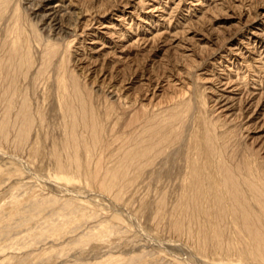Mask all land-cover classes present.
Returning a JSON list of instances; mask_svg holds the SVG:
<instances>
[{
    "label": "rangeland",
    "instance_id": "374dc122",
    "mask_svg": "<svg viewBox=\"0 0 264 264\" xmlns=\"http://www.w3.org/2000/svg\"><path fill=\"white\" fill-rule=\"evenodd\" d=\"M12 44L14 77L3 82L12 84L11 103L0 97V226L30 200L47 202L0 233V264H264L204 245L191 225L198 218L175 230L170 214L192 160L200 175L216 174L207 134L233 167L255 172L253 154L263 157L264 174V0H0V63ZM70 74L94 115L96 140L64 111ZM22 109L31 119L19 140ZM172 112L181 119L166 149L179 157L168 163L172 174L154 180V164L106 190L124 142ZM61 204L72 209L70 222L50 232V211Z\"/></svg>",
    "mask_w": 264,
    "mask_h": 264
},
{
    "label": "bare ground",
    "instance_id": "6f19581e",
    "mask_svg": "<svg viewBox=\"0 0 264 264\" xmlns=\"http://www.w3.org/2000/svg\"><path fill=\"white\" fill-rule=\"evenodd\" d=\"M18 48L16 44H12L8 48L7 62L5 61V64L0 63V97L3 96L7 104L11 103L13 88L12 84L6 83L7 85L4 86L3 82L5 80L11 81L14 77V61L19 55ZM53 50V48L44 50V60L53 55ZM69 77L72 91H63L61 95L64 111L70 118L81 117L84 120V125L90 128V133L94 137L96 134L94 115L92 113L88 114L87 103L80 96V87L76 81L77 79H75L76 77L71 74ZM75 99L78 101V110L74 109V103H72V100ZM30 119L23 109L18 113L16 119L17 139L20 140L22 135L27 133ZM176 120L181 122L179 114L172 112L167 118L156 120L152 118L144 127V130L141 131V135L144 133V137H141V135L139 137V133L135 136L134 133L136 132H134L135 137L132 138L133 135L131 136V145H128V142L130 143L129 139L124 142L125 145L122 146L124 149L122 148L118 167L109 173L108 182L105 183L104 188L110 190L122 181H135L142 176L145 167L154 164L156 165H154L155 169H152L154 180L160 178L162 173H165L164 175L167 177L170 176L173 169L171 166L168 167V163L171 162L172 164L174 160L179 158L176 151L171 150L174 153L166 152L169 144H174L175 139L179 137ZM173 121L174 124H172ZM75 127V122L71 120L67 141L69 147L73 150L77 149ZM1 131H7V122L2 123ZM95 138L92 140H96ZM205 145L209 156L214 159L216 174L209 175V173H205V168L203 174L200 175L195 167L197 160H192L188 178L182 181V191L179 199L172 208L173 210H170V214L175 216L173 228L179 230L183 223L182 220H185L184 218H190L192 221L198 218V223L194 221L191 222V225L195 224L197 226L198 234L201 236L200 240L204 245L209 243L217 250H238L249 255H256L264 260V174L263 161H261L263 157L258 158L256 154H253L254 161L257 159V162L253 165L255 170L253 172L250 168L241 164L233 167L224 158V150L216 148L213 139L208 134L205 135ZM83 146L84 150L88 151L89 146ZM76 158H74L75 162L78 159ZM255 173L258 175V180L254 178ZM164 200L162 195L157 203L159 210L163 209ZM45 202L47 201L38 199L26 203L23 209L24 214L14 221L16 226L29 221L43 209ZM63 204L50 211L51 217L47 224L48 231H58L62 229L63 224L70 222L72 209L69 208V205ZM13 224L8 222L0 226V233L10 232L9 229L13 228ZM36 238L38 240V238H42V235H38ZM237 243L240 244V248H237ZM130 261L123 260L117 264H129Z\"/></svg>",
    "mask_w": 264,
    "mask_h": 264
}]
</instances>
